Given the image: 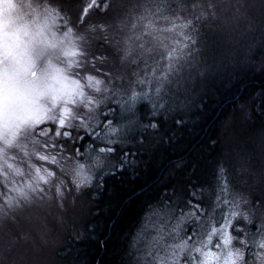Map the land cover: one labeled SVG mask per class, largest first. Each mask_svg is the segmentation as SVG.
<instances>
[{
  "label": "rangeland",
  "instance_id": "1",
  "mask_svg": "<svg viewBox=\"0 0 264 264\" xmlns=\"http://www.w3.org/2000/svg\"><path fill=\"white\" fill-rule=\"evenodd\" d=\"M75 3L0 0L2 77L29 79L35 73L39 86L50 88L36 95L30 85L14 79L9 86L22 90V113L27 116L14 117L12 126L0 125V169L5 175L0 216H19H10L0 233V246L6 239L0 264H55L57 249L76 234L75 223L85 216L89 194L118 161L135 162L137 153L119 151L150 136L141 125L140 105L155 115L159 95L172 89L183 92L204 67L219 74L237 50H242L239 61L245 62V49L251 45L241 42L253 35L252 27L261 26L251 19L264 17V0ZM97 10H111L113 19L91 20ZM194 27L197 35L190 33ZM183 109L188 107L172 101L167 110L172 114ZM53 124L60 135L40 134L41 125L48 131ZM85 131L91 140L81 149ZM13 166L18 170L11 172ZM257 179L264 180L262 169ZM222 206V212H175L167 207L149 214L129 251L131 264H238L242 249L255 261L260 248L264 264V206L246 213L249 223L257 214L261 226L245 244L238 238L235 244L232 234L244 212L228 202ZM189 222L194 227L187 232ZM11 226L18 238H24L26 227V239L7 241Z\"/></svg>",
  "mask_w": 264,
  "mask_h": 264
},
{
  "label": "trees",
  "instance_id": "2",
  "mask_svg": "<svg viewBox=\"0 0 264 264\" xmlns=\"http://www.w3.org/2000/svg\"><path fill=\"white\" fill-rule=\"evenodd\" d=\"M48 1L66 6L80 2ZM83 7L78 6L77 12ZM98 17L113 19L111 10L90 14L91 20ZM251 20L261 22V26L252 27L253 35L241 42L251 45L245 49V62L239 61L242 50H237L219 74L204 67L201 77H195L194 84L187 83L183 92L172 89L159 95L155 115H148L140 106L141 125L151 137L120 151L137 153L135 162L103 177L96 192L89 194L92 198L86 203L85 216L75 223L76 234L57 249L55 264H131V240L143 227L141 218L167 207L175 212H222V205L228 202L245 214L235 222L240 230L232 229L234 243L238 238L245 244L247 237L258 233L259 217L255 214L256 219L249 223L246 213H256L264 206V180L257 179L261 169L264 173V17ZM244 65L249 70L239 72ZM172 101L183 103L187 111L168 114ZM82 137L81 149L91 140L86 131ZM14 168L10 171L18 170ZM1 170L0 185L5 179ZM178 199L182 203L176 205ZM10 216L19 217L0 216V233ZM205 218L210 219L208 215ZM17 223L20 228L24 225L22 220ZM192 227L189 222L187 232ZM9 228L7 241L26 239V227L24 238H18L20 233L13 226ZM4 243L6 239L0 246L1 254ZM260 249L255 261L242 249L238 264H261Z\"/></svg>",
  "mask_w": 264,
  "mask_h": 264
},
{
  "label": "flooded vegetation",
  "instance_id": "3",
  "mask_svg": "<svg viewBox=\"0 0 264 264\" xmlns=\"http://www.w3.org/2000/svg\"><path fill=\"white\" fill-rule=\"evenodd\" d=\"M13 79L21 83L30 85V88L35 90L36 95H41L45 91H48L50 89L48 88L49 85H43L40 87L38 84V77L35 75L30 76L29 79H27L24 75H17ZM13 79L10 77H2V68L0 65V125L3 126L10 125V122L14 120V117L18 116L22 119V115L27 116L26 113H22L23 105L20 96L22 90L17 87L11 89L9 88V86L11 87V83L14 81ZM6 106L7 116L5 115ZM18 111L19 113H17Z\"/></svg>",
  "mask_w": 264,
  "mask_h": 264
},
{
  "label": "bare ground",
  "instance_id": "4",
  "mask_svg": "<svg viewBox=\"0 0 264 264\" xmlns=\"http://www.w3.org/2000/svg\"><path fill=\"white\" fill-rule=\"evenodd\" d=\"M197 31H198V28L197 27H194V28H192L191 29V31H190V33H193V34H196L197 35ZM201 31H199V33H200ZM204 35V34H203ZM202 37H204V36H202ZM244 67V68H243ZM248 67L247 66H242L241 68H239V72L241 71H243V70H249V69H247ZM250 70H251V68H250ZM140 106H142V105H140ZM148 138H150V137H148ZM120 147H122L121 145H120ZM119 153H120V151H119ZM124 167H125V164L124 163H122L121 161H118V164H117V166H116V169L113 171V172H111L110 174H113V173H116L117 171H122L123 169H124ZM221 195H218V196H216V197H220ZM179 201V199L177 200V202ZM182 203V201L180 200V204ZM146 219H147V216H143L142 218H141V223H144L145 221H146ZM137 236L138 235H134V237L132 238V240H131V247L133 246V244H134V242L136 241V238H137Z\"/></svg>",
  "mask_w": 264,
  "mask_h": 264
},
{
  "label": "snow or ice",
  "instance_id": "5",
  "mask_svg": "<svg viewBox=\"0 0 264 264\" xmlns=\"http://www.w3.org/2000/svg\"><path fill=\"white\" fill-rule=\"evenodd\" d=\"M33 75H35V73H33ZM5 115L7 116V106L5 108ZM63 123H64L63 120H61L59 123V127H63ZM44 127H45L44 125L40 126V128H41L40 134L49 135L50 133L55 132L56 135H60V133L58 131H56L57 125H55V124L51 125V127H49L48 131H44L43 130ZM18 129H19V126H16L15 130L13 131V136H16L18 134ZM65 135H67V133H65ZM8 142L11 143V141H8ZM39 158L41 160H45V161L48 159L46 156H40ZM228 227L230 228L231 225L229 224ZM229 235H230V233H229Z\"/></svg>",
  "mask_w": 264,
  "mask_h": 264
},
{
  "label": "clouds",
  "instance_id": "6",
  "mask_svg": "<svg viewBox=\"0 0 264 264\" xmlns=\"http://www.w3.org/2000/svg\"><path fill=\"white\" fill-rule=\"evenodd\" d=\"M241 259H243V255L241 256Z\"/></svg>",
  "mask_w": 264,
  "mask_h": 264
}]
</instances>
